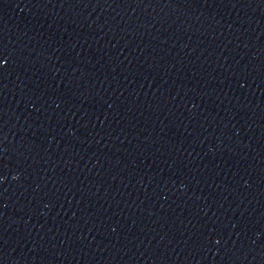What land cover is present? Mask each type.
I'll return each instance as SVG.
<instances>
[{
    "label": "water",
    "instance_id": "1",
    "mask_svg": "<svg viewBox=\"0 0 264 264\" xmlns=\"http://www.w3.org/2000/svg\"><path fill=\"white\" fill-rule=\"evenodd\" d=\"M0 264H264V0H0Z\"/></svg>",
    "mask_w": 264,
    "mask_h": 264
},
{
    "label": "snow or ice",
    "instance_id": "2",
    "mask_svg": "<svg viewBox=\"0 0 264 264\" xmlns=\"http://www.w3.org/2000/svg\"><path fill=\"white\" fill-rule=\"evenodd\" d=\"M7 60L4 58L3 55H0V65L6 64Z\"/></svg>",
    "mask_w": 264,
    "mask_h": 264
}]
</instances>
